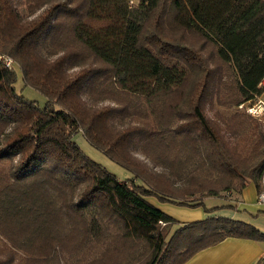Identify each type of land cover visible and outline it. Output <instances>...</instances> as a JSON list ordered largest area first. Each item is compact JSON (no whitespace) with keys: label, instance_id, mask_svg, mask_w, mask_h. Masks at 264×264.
<instances>
[{"label":"trees","instance_id":"obj_1","mask_svg":"<svg viewBox=\"0 0 264 264\" xmlns=\"http://www.w3.org/2000/svg\"><path fill=\"white\" fill-rule=\"evenodd\" d=\"M134 1L0 0V264H181L264 238L221 216L168 237L149 201L260 190L264 122L238 106L264 90V0Z\"/></svg>","mask_w":264,"mask_h":264},{"label":"crops","instance_id":"obj_2","mask_svg":"<svg viewBox=\"0 0 264 264\" xmlns=\"http://www.w3.org/2000/svg\"><path fill=\"white\" fill-rule=\"evenodd\" d=\"M29 95L31 97L36 96L32 93H29ZM257 99L264 101V90ZM79 142L82 143L86 152L89 151L88 153L93 154L97 160H100L101 154L89 147L81 137ZM107 163L119 176L128 177V172L124 169L111 162ZM257 192L255 185L249 182L241 192L235 193L236 196H231L227 204H234L236 209L243 211L242 213L235 212L236 209L233 211L230 208H220L207 212L204 201L202 205L198 206L177 205L169 202L160 203L154 198H149V201L175 219L176 223L171 226L168 237L175 229L187 222L211 216H221L247 223L264 235V203H257ZM220 197L226 198L225 196ZM222 204L218 203L217 206H223ZM181 264H264V238L227 236L221 241L195 252Z\"/></svg>","mask_w":264,"mask_h":264},{"label":"rangeland","instance_id":"obj_3","mask_svg":"<svg viewBox=\"0 0 264 264\" xmlns=\"http://www.w3.org/2000/svg\"><path fill=\"white\" fill-rule=\"evenodd\" d=\"M134 2H136V0H135ZM17 8H18V11H19V13H20L21 15L24 16V15L27 14V11H26L25 6H24L23 4L18 5ZM38 11H39V10L37 9L36 13H37ZM194 39H196V38L193 37V40H194ZM14 63H15V62L13 61V64H12V65H14ZM15 70H16V74H17V76H16V81H15V83H14V86H15V88H16L17 90H20V88L22 87L21 73H20L18 67H16ZM29 93L36 94V96H34V97L40 96L37 92L33 91V89H31L30 87H29V89L24 88L23 91H22V94H24L25 96H29V97H30ZM220 110H221L223 113H227V114H229V113H231L232 111H234L235 108H231V109H223V108H221ZM242 111H243L244 113H246V111H245L243 108H242ZM246 114H248V113H246ZM255 118H256V117H255ZM259 118H261V120L264 122V114L261 115ZM257 119H258V118H257ZM79 145H80V147L83 149V146H82V143H81V142H79ZM83 151H84V152H85V153H86L91 159H93V160H95L96 162L102 164L106 169H108L109 171L113 172V173L116 174L118 177H120L119 174H118L117 172H114V169H113L111 166H109L108 164L105 163V161L102 159V157L99 158L100 160H97V158H95V156H93V154L88 153L89 151L86 152V151H85V148L83 149ZM136 155L139 156L140 158H143V155H142L140 152H137ZM103 158H105V157L103 156ZM143 159H144V158H143ZM105 160H107V159L105 158ZM155 168L158 169V167H155ZM231 196H232V197H233V196H236V194H235V193H230V194L226 195V198H224V197H207V198H204L203 201H204V204H205L206 208L215 207V206L218 205V203H223V204H222L223 206H222L221 208H230V209H232L233 211H235V209H234V207H233V206H235L234 204H231V203H230V204H227V202L230 200ZM218 209H220V208H213V209H212L211 211H209V212H212V211H215V210H218ZM238 211H239L240 213L243 212L241 209H236L235 212H238ZM207 212H208V211H207Z\"/></svg>","mask_w":264,"mask_h":264},{"label":"built area","instance_id":"obj_4","mask_svg":"<svg viewBox=\"0 0 264 264\" xmlns=\"http://www.w3.org/2000/svg\"><path fill=\"white\" fill-rule=\"evenodd\" d=\"M133 1L134 0H129V3H132ZM0 60L7 67H11L13 64L12 58L6 55H1ZM261 85L264 86V77L261 80ZM238 107L240 109L243 108L246 113L256 118H259L264 114V101L260 99H256L255 101L250 103L240 104ZM259 185L260 190L257 192L256 201L257 203H264V168L260 175Z\"/></svg>","mask_w":264,"mask_h":264}]
</instances>
